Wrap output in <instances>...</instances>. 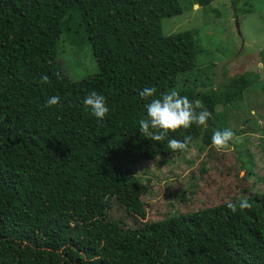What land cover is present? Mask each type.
<instances>
[{
	"label": "trees",
	"instance_id": "obj_1",
	"mask_svg": "<svg viewBox=\"0 0 264 264\" xmlns=\"http://www.w3.org/2000/svg\"><path fill=\"white\" fill-rule=\"evenodd\" d=\"M187 1L207 7L214 0ZM29 2L0 0V264H264V192L245 187L194 212L171 205L161 221L109 234L85 214L75 178V167L89 162L136 174L139 166L172 160L197 144L203 150L212 146L217 130L231 129L228 147L239 149L238 137L251 127L239 129L234 114L255 75L233 77L220 89L202 88L204 83L195 84L199 77L181 81L215 67L199 62L207 50L196 30L163 32V19L185 11L183 0H74L61 24L60 6ZM64 37L72 47L91 46L94 74L80 81L66 75L58 54ZM44 75L48 83L42 82ZM147 86L156 87L157 96L175 89L190 101L200 99L212 115L205 126L150 141L138 124L150 102L139 95ZM91 91L106 97L109 113L103 121L83 103ZM52 96L60 103L48 107ZM184 136L191 137L187 150L173 153L168 139ZM210 149L181 203L188 200L187 191L195 195L209 165L218 162ZM236 158L249 181L253 160ZM128 177L122 184L131 185ZM133 178L145 194L150 180ZM240 199L251 207L232 213L227 202Z\"/></svg>",
	"mask_w": 264,
	"mask_h": 264
},
{
	"label": "rangeland",
	"instance_id": "obj_2",
	"mask_svg": "<svg viewBox=\"0 0 264 264\" xmlns=\"http://www.w3.org/2000/svg\"><path fill=\"white\" fill-rule=\"evenodd\" d=\"M19 1L30 3L29 0ZM183 2L185 11L181 15L163 19V32L172 35L196 30L207 50V56L201 54L199 62L204 60L205 67L213 64L215 67L194 71L181 81L199 77L195 84L200 86L202 82L204 89H220L233 77L255 75L252 77L255 81L240 102L242 109L234 114L239 129H251L238 137L241 141L239 149L233 145L219 151L214 148L218 162L213 168L209 165L203 186L195 191V195L187 191L188 200L182 203L185 188L200 170V164L212 146L203 150L204 145L197 144L185 155L172 160L161 159L139 166L136 174L132 173V168L123 173L95 162L76 166L77 196L84 212L109 234L117 233L125 226L139 227L161 221L171 205H181L194 212L219 205L245 187L252 192H264V0H214L207 7H190L187 0ZM48 4L54 10L60 6L59 22L75 5L74 0H49ZM31 7L35 8L33 4ZM61 41L59 62L71 80L80 81L96 72L97 62L91 46L72 47L65 37ZM224 62H228L225 70ZM237 156L246 162H254V176L249 181H245V171L236 163ZM134 175L150 180L146 182L148 190L145 194ZM127 176L131 185L122 184Z\"/></svg>",
	"mask_w": 264,
	"mask_h": 264
},
{
	"label": "clouds",
	"instance_id": "obj_3",
	"mask_svg": "<svg viewBox=\"0 0 264 264\" xmlns=\"http://www.w3.org/2000/svg\"><path fill=\"white\" fill-rule=\"evenodd\" d=\"M41 79L43 83L49 82L47 75L42 76ZM157 92V88L153 86L144 87L139 92L141 98L150 101L145 104L146 117L138 121L139 133L150 141L162 142L170 134L188 131L192 125L205 126L212 115L210 111L203 110V102L200 99L190 101L186 95L182 96L175 89L160 92L158 96ZM60 100L59 96H52L46 103L48 107H52L58 105ZM83 103L91 109L92 115L98 121H103L109 113L106 97L96 91H91L84 98ZM233 138L234 133L231 129L217 130L211 137L212 147L217 151L224 149L229 146ZM190 140V136H184L183 140L171 138L168 139L167 147L173 153L182 152L187 150ZM227 207L232 213H236L238 209H248L251 205L247 199H240L235 202L228 201Z\"/></svg>",
	"mask_w": 264,
	"mask_h": 264
},
{
	"label": "water",
	"instance_id": "obj_4",
	"mask_svg": "<svg viewBox=\"0 0 264 264\" xmlns=\"http://www.w3.org/2000/svg\"><path fill=\"white\" fill-rule=\"evenodd\" d=\"M195 7H196V6H195ZM237 28H238V31H239L240 26H239V24H238V21H237Z\"/></svg>",
	"mask_w": 264,
	"mask_h": 264
}]
</instances>
